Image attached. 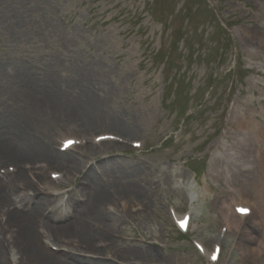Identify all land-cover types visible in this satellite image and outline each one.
<instances>
[{
	"label": "rangeland",
	"instance_id": "rangeland-1",
	"mask_svg": "<svg viewBox=\"0 0 264 264\" xmlns=\"http://www.w3.org/2000/svg\"><path fill=\"white\" fill-rule=\"evenodd\" d=\"M87 93L130 134L67 121L61 106ZM43 98L51 99L45 117L35 107ZM24 115L73 160L27 171L41 190L43 223L72 221L95 187L120 210L117 188L143 189L149 195L136 203L147 196L154 204L142 214L135 205L115 228L123 246L148 248L162 264H264L249 250L251 240L264 242V211L248 215L236 236L217 204L229 202L228 191H250L264 155V0H0V121ZM11 163L0 164L4 181L15 178ZM62 248L132 263L114 259L113 249ZM4 256L16 264L10 247Z\"/></svg>",
	"mask_w": 264,
	"mask_h": 264
},
{
	"label": "bare ground",
	"instance_id": "bare-ground-1",
	"mask_svg": "<svg viewBox=\"0 0 264 264\" xmlns=\"http://www.w3.org/2000/svg\"><path fill=\"white\" fill-rule=\"evenodd\" d=\"M88 79L87 76V81ZM75 99L76 101H72L73 103L61 106L67 121L75 122L76 126L106 125L114 130L116 128V133L130 134L131 126L110 116L99 101H96L90 94L87 93ZM42 100L44 103L39 104L38 102L35 107L41 111L40 116L45 117L42 115V111L50 109L51 99L43 98ZM49 111L52 112L51 109ZM54 119L52 116L47 123L54 121ZM43 121L45 120L43 119ZM38 124H41L40 120L27 119L25 115L11 116L0 121V164L10 161L12 163L8 164L7 167L13 166L16 169L11 173L15 177L13 180L4 181L0 176V202L4 199L8 208L5 219H0V264H11L10 261L5 260L4 256L8 247L16 254V264H103L91 256L71 253L70 249L65 250L62 248L63 246L72 247L73 250L95 256L101 254L103 249H113L114 255L117 257L114 259L132 262L128 264H162V258L155 257L154 252L148 248L130 249L128 246H123L120 242V236L114 231L129 223L130 209L135 205L141 207L140 214L147 212L150 206L152 207L154 203L151 199L147 200L149 199L146 198L147 196L141 203H136L143 195H149L147 191H142L143 189L127 191L121 187L117 188V192L122 194L120 199L125 202L122 206L123 210H120V208H110L109 201L102 198L100 188L95 187V196L87 201L80 214L70 219L72 221L62 226H49L43 223L40 218L45 213L42 209L43 203L41 199L36 200L39 198L41 190L36 185L33 186L37 187L34 189L30 187L32 184L27 183V171L28 169L33 170L32 173L35 174L36 170L42 169L43 165L40 164L43 162L55 165L65 161V164H71L73 160L71 157L51 148L49 134H46L43 128L39 130ZM257 136L262 138L263 131L259 130ZM61 145L60 150L68 146L64 143ZM178 175L181 178L187 176L183 170ZM205 185L206 187L201 190L203 196H206L208 191L207 184ZM22 189L24 192L21 197L20 190ZM29 191L33 192L30 193ZM249 192H241L237 198L235 197L236 194L228 191L229 202L220 201L219 203V200L217 201L220 211L219 219L224 221L228 232H233L236 236L246 231L244 222L248 215L253 216L255 210L264 211L263 154L259 157L258 177ZM11 195H16L14 199L18 200H14ZM9 196H11L12 202L8 200ZM28 196L29 199H32L27 202L31 204L30 207L23 204ZM237 199H242V202L237 201ZM113 201L115 202L116 199ZM240 206L249 209L247 215L239 214L237 208ZM53 218L56 219L50 217L51 220ZM262 220L264 222V218ZM263 224L262 230H264ZM42 226H45L44 230L40 229ZM111 226L113 229L110 228ZM251 244L252 247L249 250L252 258L264 254L263 241L254 239L251 240ZM54 246L57 247L56 250H52Z\"/></svg>",
	"mask_w": 264,
	"mask_h": 264
},
{
	"label": "snow or ice",
	"instance_id": "snow-or-ice-1",
	"mask_svg": "<svg viewBox=\"0 0 264 264\" xmlns=\"http://www.w3.org/2000/svg\"><path fill=\"white\" fill-rule=\"evenodd\" d=\"M71 143H73V141H70V140L64 141V144L65 145H68V144H71ZM237 211L240 212L241 214H247L249 212V209H247L246 207L240 206V207L237 208ZM186 223H187V217L185 218L184 221H182V225H185L186 226ZM215 258L216 257L214 255L213 256V259H215Z\"/></svg>",
	"mask_w": 264,
	"mask_h": 264
}]
</instances>
